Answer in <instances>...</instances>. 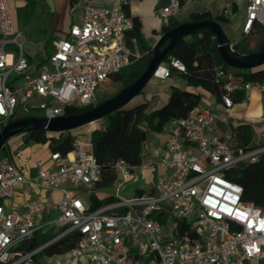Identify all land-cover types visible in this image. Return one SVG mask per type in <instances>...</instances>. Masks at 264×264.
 I'll return each mask as SVG.
<instances>
[{"label": "built area", "instance_id": "1", "mask_svg": "<svg viewBox=\"0 0 264 264\" xmlns=\"http://www.w3.org/2000/svg\"><path fill=\"white\" fill-rule=\"evenodd\" d=\"M78 1L82 22L73 24L50 56L32 67L25 56L26 37L16 28L8 0H0V128L26 117L66 115L67 107L95 106L104 84L143 57L137 38L129 37L135 19L124 0ZM187 1L172 0L161 8L164 23ZM256 23L264 26V0H248L245 31ZM164 63L155 76L167 78L171 68L186 69L177 58ZM217 79L225 82L227 107L234 92L261 91L264 116V81H245L231 66H220ZM217 121V112L201 104L186 117L172 118L161 148L162 172L152 188L121 197L140 165L119 161L112 200L97 209L91 195L101 166L91 141L76 139L72 151H52L51 166L36 160V172L29 175L12 158L0 159V264H37L34 257L41 249L72 231L81 237L56 264L85 255L91 264H264V210L245 201L243 187L225 176L228 168L258 160L264 146H236L231 130L208 135ZM18 184L23 200L8 207ZM35 187L59 190L61 197L34 199ZM49 228L55 233L51 240L30 252L17 250L36 231Z\"/></svg>", "mask_w": 264, "mask_h": 264}, {"label": "trees", "instance_id": "2", "mask_svg": "<svg viewBox=\"0 0 264 264\" xmlns=\"http://www.w3.org/2000/svg\"><path fill=\"white\" fill-rule=\"evenodd\" d=\"M223 18V16L215 18L207 11L194 12L191 15V21L214 20L218 22V20ZM134 19L135 27L130 32L129 37L137 38L140 49L143 53L147 51L148 55L124 68L115 77V79L123 80L124 87L133 83L142 75L153 55V46L147 43L142 37L140 23L137 18ZM179 24V22H176L165 25L162 30V35ZM259 31L261 38L257 43H252L248 38H243L235 43V50L244 54L263 50L264 26L259 25ZM168 43L169 41L164 46L168 45ZM171 58L181 60L186 66L185 71H180L176 68L170 69V74L177 72L185 80V87L170 83L168 86L169 95L166 101L158 106L150 109V102L148 100L139 101L134 105L127 104L101 118L107 119V125L102 128H95L92 131L91 142L93 144L94 155L101 166V177L96 183L95 190L113 186L118 177L116 165L119 161L123 160L130 165L143 164L144 144L150 132H162L172 118L186 117L195 106L201 103L202 95L196 88L202 87L211 92L217 100H223L226 93L225 82L217 79V70L220 66L230 67V65L221 56L216 35L213 32L201 30L183 37L166 56L164 62H169ZM234 70L245 81H264V64L255 68H234ZM231 96L233 103L239 102L245 98L246 92H234ZM93 107L94 105L67 107L66 114L82 113ZM3 128H0V134ZM249 128L245 124L231 128L235 136L234 144L236 146H242L245 149L264 146V141H254L249 132ZM70 131L30 129L21 133L25 134L27 140H33L36 143H47L52 151L67 153L74 149L76 140ZM225 176L243 187V199L245 201L253 202L264 210V151L256 161L241 163L237 167L226 169ZM138 193L142 194V191L139 190ZM91 200L92 208L97 209L111 202L112 199H100L93 193ZM54 236L55 233L51 228L45 231H36L31 237L24 240L17 247V250L30 252L42 246ZM80 237L81 235L78 231H72L41 249L35 255V261L38 262L41 256L63 255L77 244Z\"/></svg>", "mask_w": 264, "mask_h": 264}, {"label": "crops", "instance_id": "3", "mask_svg": "<svg viewBox=\"0 0 264 264\" xmlns=\"http://www.w3.org/2000/svg\"><path fill=\"white\" fill-rule=\"evenodd\" d=\"M171 1L172 0H124L127 13L138 19L141 26L140 31L142 37L153 47L162 36L163 27L167 25L164 23L159 11L161 8L170 5ZM8 2L14 13L16 28L26 37L25 56L30 60L32 67L42 64L53 52L55 43L68 34L73 24L81 23L83 20V10L81 2L78 0H8ZM247 4L248 0L187 1L183 3L175 13L169 16V24L189 22L191 21L192 13L207 11L215 18L224 17L218 20V23L222 26L233 45L243 38H248L252 43H255V41L261 38V33L259 31L260 24L256 23L249 33L245 31ZM20 15L23 16V21ZM163 65H165V63H163ZM170 83L180 87L186 86L185 80L178 75L177 72L170 74L167 78L154 76L147 84L148 88L139 101L148 100L150 102L149 108L153 109L166 101L169 95L168 86ZM196 89L202 95L200 104L213 109L218 114L217 123L207 129L208 135H222L228 129L232 131V127L245 124L250 127L249 132L254 141H264V116L262 114L263 96L261 91L257 89L248 91L242 101L234 102L231 107H227L223 100H217L208 90L202 87ZM102 100L103 93L100 101ZM107 123V119L104 118L101 124L96 128H102L106 126ZM166 127L167 124L162 132H150L144 144V162L142 166L151 170L152 178L146 183L145 187H137V190L127 198L139 194V190L144 193L151 189L158 175L162 172V167L160 165L161 148L168 138ZM71 134L73 135V133ZM37 145L38 143H36L34 147ZM45 145L47 150L46 154L42 157H38L34 152H31L26 160L20 163L13 155L10 158H12L26 174H34L36 172V160L42 161L46 166H51L52 164L50 159L52 150L47 143ZM16 154L21 155L23 152L19 150ZM113 186H115V184H113ZM22 189V184L16 186L14 196L6 201L8 207H17L22 202ZM115 191L104 188L94 190L93 193L100 199H112L111 195L114 194ZM50 194L54 196L56 201L61 197V192L59 190L49 193L38 187L33 189L32 196L34 199H43L47 201ZM49 214L50 217H53L55 211L50 209ZM57 260L58 258L54 259L52 264H56ZM37 264H40L39 259ZM64 264H91V261L90 257L85 255L80 258L69 259L65 261ZM247 264H256V262L249 261Z\"/></svg>", "mask_w": 264, "mask_h": 264}, {"label": "water", "instance_id": "4", "mask_svg": "<svg viewBox=\"0 0 264 264\" xmlns=\"http://www.w3.org/2000/svg\"><path fill=\"white\" fill-rule=\"evenodd\" d=\"M209 30L216 35L218 49L224 60L234 68L248 69L264 64V49L258 52L244 54L235 50L232 41L227 37L222 26L214 20L189 21L181 23L165 32L153 47V55L146 70L133 83L125 86L116 95L95 105L93 108L78 114H66L54 118L26 117L8 123L0 134V149L4 147L10 137L30 129L49 131H66L82 126L127 105L145 88L156 71L164 62L166 56L183 37ZM168 45L164 46L165 43Z\"/></svg>", "mask_w": 264, "mask_h": 264}, {"label": "rangeland", "instance_id": "5", "mask_svg": "<svg viewBox=\"0 0 264 264\" xmlns=\"http://www.w3.org/2000/svg\"><path fill=\"white\" fill-rule=\"evenodd\" d=\"M21 20L23 21L24 18L20 15ZM150 40V39H149ZM254 42V41H253ZM257 43V41H255ZM13 49V48H12ZM143 52V51H142ZM144 56L141 58H145L148 52H144ZM169 77V76H168ZM105 90L103 92V100H106L114 95H116L123 87L124 82L121 79L109 80L104 84ZM148 85L144 89V91L132 99L128 105H134L135 103L139 102V100L144 96V92L147 90ZM102 100V101H103ZM39 110H34L33 114L40 113ZM102 119H97L82 126L76 127L71 129V133L75 138L81 139L84 142H88L91 140V133L92 130L95 129L99 124H101ZM36 142L33 140H27V137L24 133H18L9 138L6 145L0 149V159H9L12 155L16 158L17 161L22 162L26 160L31 152H34L38 157H42L46 154L47 147L44 143H38L37 146L34 147ZM21 150L23 154L18 155L16 154L17 151ZM152 178V172L149 168H145V166L140 165L136 169V179H132L131 181L124 184L120 191V196L123 198L129 197L133 194L137 189V187H145L146 183ZM110 190H116V186L109 187ZM85 196L90 198L89 193H84ZM104 196L103 194H101ZM55 257V258H54ZM60 258L59 256H41L39 257L40 264H52L54 259ZM7 264H26V263H14L9 262Z\"/></svg>", "mask_w": 264, "mask_h": 264}]
</instances>
